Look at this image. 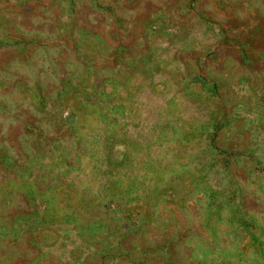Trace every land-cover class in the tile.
<instances>
[{
	"label": "rangeland",
	"instance_id": "374dc122",
	"mask_svg": "<svg viewBox=\"0 0 264 264\" xmlns=\"http://www.w3.org/2000/svg\"><path fill=\"white\" fill-rule=\"evenodd\" d=\"M0 264H264V0H0Z\"/></svg>",
	"mask_w": 264,
	"mask_h": 264
}]
</instances>
